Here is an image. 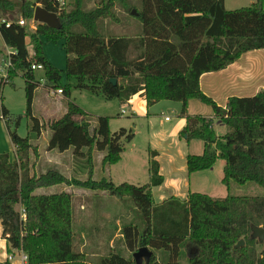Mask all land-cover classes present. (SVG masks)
I'll list each match as a JSON object with an SVG mask.
<instances>
[{
    "label": "trees",
    "instance_id": "trees-1",
    "mask_svg": "<svg viewBox=\"0 0 264 264\" xmlns=\"http://www.w3.org/2000/svg\"><path fill=\"white\" fill-rule=\"evenodd\" d=\"M134 1L98 0L95 7L86 9L85 0H73L69 7L61 6L59 0H0V33L11 48L8 79L22 72L30 89L29 104L33 88L39 85L31 65L34 61L42 63L46 85L62 89L67 104L66 113L50 121L49 127L61 132L62 146L67 147L73 138L69 128L77 123L89 146L86 179L67 177L56 168L37 174L33 166L39 158L38 147L30 141V135L20 136L11 130L10 123L17 126L21 116L13 119L7 107L0 104V121L4 120L15 147L14 159L10 153L0 152V223L7 251L25 252L27 264H136L133 253L146 246L153 254L143 264H182L184 258L186 264H264V243L251 236L252 225L264 227V195L214 197L190 191L184 199L173 195L156 202L152 186L161 184L163 177L154 159L150 183H115L109 176L94 178V147L103 144L107 149L103 167L115 164L134 131L121 127L106 134L100 129L91 133L87 112L71 100L73 85L62 81L65 72L68 79H75L76 88L101 92L120 103L140 92L148 104L160 100L181 102V115L187 121L181 135L187 141L204 142L201 154L187 156L188 172L209 169L222 158L226 161L222 182L228 187L247 182L264 187V91L254 98L232 96L223 107L206 95L199 83L202 73L222 69L243 53L264 48V0L235 9H227L224 0H139L140 7ZM117 4L140 21V33L103 32V20L121 21ZM37 5L57 13L60 28L37 23L34 31H28L26 25L18 23L19 16L33 19ZM43 38L64 40L65 70L45 57ZM28 42L33 45L34 55L28 50ZM112 78L117 82L113 83ZM6 82L0 81L2 85ZM191 98L210 104L214 116L189 114L187 104ZM215 118L229 128L223 135L215 131ZM56 184L130 197L140 220L121 226L126 252L114 250L92 262L86 253L75 250L72 193L37 191ZM18 204L23 211L16 209ZM242 238L245 245L237 246ZM256 245L261 249L257 250ZM162 250L167 253L158 255L157 251Z\"/></svg>",
    "mask_w": 264,
    "mask_h": 264
},
{
    "label": "rangeland",
    "instance_id": "rangeland-1",
    "mask_svg": "<svg viewBox=\"0 0 264 264\" xmlns=\"http://www.w3.org/2000/svg\"><path fill=\"white\" fill-rule=\"evenodd\" d=\"M65 2L66 5H68L67 7H69L73 0H65ZM134 2L138 7H140L139 0H135ZM97 3L98 0H85L84 7L86 9H90L95 7ZM115 9L121 21L114 22L111 19L103 20L102 28L103 32L106 35L127 33V29L131 24H128V20H131L132 17H130L124 11L120 4H117ZM18 18L20 19V16ZM133 19H135L136 22L139 23L142 29L140 21H138L136 18ZM133 24L134 22L129 27V29H132V31L135 29V25ZM32 25V21H29L27 23L26 28L28 31L35 30L37 24L35 25V27H33ZM43 39V49L45 57L55 67L61 70H65L67 54L62 44L63 41H61L63 39L59 40L58 42L48 41L46 38ZM28 49L30 51H33V45L29 42ZM7 52L8 48L5 46L4 40L0 33V73L2 71L5 72L4 67L6 65V61H8ZM34 74L36 81H38L39 86H41L40 90H52V87L46 85L44 69H37L34 71ZM8 78L9 77L5 78L7 79V82L4 85L0 83V104L2 103L7 107V109L10 111V117H12L13 119H15L18 115L21 116L20 122L17 126L14 122L10 123L11 130H16L17 134L20 136H27L29 134L32 141L38 145L37 147L40 152L38 165L36 166L38 170L37 172H42L50 167H54V165H51L49 164V162H47V160L50 158V155L49 157L46 156V158L40 157L42 151L50 153L56 149L64 153L65 150L69 149L70 156L66 153L58 159L59 164L61 165L59 167L64 172H68L72 169V177L86 179L89 170V167L87 165L88 162L86 161V151L88 150L89 146L85 142L80 126L75 123L71 128H69V132L71 136H73V138H71L70 145H68L67 147L62 146L64 136L59 134L61 132H55L49 127L50 121L58 119L62 115H59L58 113L55 116L46 119V117L49 116V112H47L49 108L46 106L47 104L45 105V101L46 103H48L49 101L44 98L41 92L39 94H35V90L37 89V87L33 88L34 91L31 96V101L29 102V104H27V93L30 89L29 87L27 89L25 79L22 76L21 71L18 72V74L12 80ZM1 79L2 78L0 77V81ZM62 81L65 84L70 82L73 85V88L71 90V100H73L87 112L86 119L90 121L89 130L91 133H93L95 130L99 131L100 129L102 134H106L108 130L111 132L116 131L123 126L132 128L134 126V122H138L139 127L136 129V135L128 146L130 150L128 149L124 160L127 162H129L128 159L133 160V163L130 164L129 168L126 169H121L120 166H115V168H113V171L111 172V177L115 183L127 180H129L128 182L131 181L134 183L137 182L136 180H143L145 182L148 178L146 172L141 173L139 171H143V169H145V165H150L151 159L149 162V158H153L152 151L148 149L147 139L149 134L146 132V119H137L130 114L122 115L120 113L122 104L118 99H107L101 92H92L88 89L76 88L74 86L76 82L75 79H68L65 72L63 73ZM53 90L57 89L54 88ZM62 96L64 99V94L58 95V97ZM34 100H38L39 104H37ZM42 100L44 102L41 104L40 101ZM52 100H54V98H52ZM162 101L165 102L167 100ZM163 102L161 104H158L159 106H154L152 108V111L150 110L153 115L151 121L152 123L156 124L157 127L156 137L152 139V142L153 145L160 150V152H162L163 148L168 145V143L165 142L166 139L160 137V134L162 132V125L161 122H159V115H161V110L164 111L165 116L167 115L172 119H175L181 114V103L179 101L168 100V102L166 103L170 104H165L168 106L164 107L161 106L163 105ZM28 106H30V110H28ZM134 128L135 127H133V129ZM227 130L228 126L223 123L222 127L217 128V133L222 134ZM7 134V126L4 120H2L0 121V151L8 152L12 157L13 154L10 144L11 141L9 142L10 138L8 140ZM33 135H35V138L33 137ZM202 143L203 141L200 139H192L190 146H183L184 150L183 148L177 150L173 149L172 152L175 157L174 161L177 163L179 169L183 170V168L181 167H185V161L183 159V152L185 151V149L189 147L190 153H200L202 149H200L197 145H200ZM94 149H97L99 152L102 150H107L106 148H104L103 144L95 146ZM181 149L182 152H180ZM165 152L170 153L169 151L163 150L162 162L164 163L168 162L169 160L168 156L165 155ZM223 161L225 160L222 158H218L215 162L213 170H207L198 174H194L192 176L191 185H188V187L191 188L190 190L206 192L215 197H225L230 194L260 196L264 195V187L255 182H250L251 184H249L248 186H243V184L236 183L233 187H228L225 183H223ZM124 163L125 162H121L120 165H123ZM102 174L105 173L103 171L101 172L99 168H94V178H100ZM174 175L177 177H183L180 171L178 173H175ZM188 187L185 186V184L179 182L176 184V186H171L168 183L162 184L161 186L154 185L152 187V190L156 201H162L164 198L171 195H176L184 198L189 190ZM67 190L71 192L73 196V225L75 230L74 248L77 251L82 250L84 253H87L88 259L92 258L94 260H97L100 257L109 254L107 245H109L112 233L116 229L114 228L116 223H120L118 228H121L122 224H124L125 222H129L131 220L136 222L138 221V218L140 220L139 211L136 209V206L134 205L130 197L119 198L107 194L104 195L100 190L95 191L76 185L67 186ZM107 214L110 218H112V216L114 215L113 221H110L108 220V218L106 219L104 217ZM119 233H121V229L119 230ZM242 239L244 240V238ZM85 241H87V244H85ZM96 241L99 243V245H96ZM123 241V238H120L119 241H116V239L114 240V243L117 244L116 247H119L117 248V250H121L120 247H123L125 245ZM245 243L246 242L244 240V245ZM261 247V245H256L257 250H260ZM162 253L167 252L162 250L157 254L162 255ZM7 255H10L8 251ZM15 255V259H20L19 251H15ZM181 263L186 264V258H184Z\"/></svg>",
    "mask_w": 264,
    "mask_h": 264
},
{
    "label": "crops",
    "instance_id": "crops-1",
    "mask_svg": "<svg viewBox=\"0 0 264 264\" xmlns=\"http://www.w3.org/2000/svg\"><path fill=\"white\" fill-rule=\"evenodd\" d=\"M254 1L255 0H224L225 7L227 9H235L237 7L239 8V7L245 6L247 4H250ZM29 21H32V20H29ZM133 22H134L133 25H135L134 26L135 29L132 31V29H129V27ZM128 24H130V25L127 29V33L115 34V35H134V34H138L141 32V27H140L139 23L136 22L135 19H133V18H131V20L129 19ZM61 41H63V43H64V40H61ZM5 46L8 48V52H7V55H8V53L11 51V48L6 43H5ZM29 52H30V54H33L34 49H33V51L29 50ZM199 83H200V87H201L202 91L206 95L211 97L218 105H221L223 107H225V105L228 102V99L232 96H237L240 98H254L258 93L264 91V48L247 51V52L243 53L240 57H238L235 61L231 62L230 64H228L227 66H225L222 69L214 70V71H206V72L202 73L200 75V78H199ZM40 88H41V86L38 85L37 89L35 90V94H39L41 92L43 94L44 98L49 101L48 103H46V101H45V105L47 104L46 106L49 108V110L47 111V112H49L48 113L49 116L46 117V119H49V117L51 118L58 113H59V115L63 116L67 111L66 98L63 99V96L58 97V95H60V93H57L56 90H53L54 88H52V90H46V89L40 90ZM52 98H54V100H52ZM34 101L37 104H39L38 100H34ZM43 102H44L43 100L40 101L41 104ZM162 102L163 101L160 100V101L155 102L153 104H148L145 95L143 94V92H140V93L134 95L133 97H131L127 102L121 103L122 107H121L120 113L122 115L123 114H130L131 116L136 117L137 119H141V120L146 119V132L149 134L148 139H147L148 149H150V151H152V152L153 151L155 152V155L153 156V158H149V162H150V159L151 160L154 159L155 161H157L158 166H159V173L163 177L162 183L158 184V186H161L162 184H167V183L170 184L171 186H176L177 183L181 182V183L185 184V186L188 187V185L189 184L191 185V183H192V176L194 174H198V173H201V172H204L207 170H213V167L215 164L211 168L206 169V170L196 171V172H192V173L188 172L187 156L189 154H201L204 150V142H203L202 144L197 145V146H199L200 149H202V151L200 153H190L189 147L187 149H185V151L183 152V157H184L183 159L185 161V167H181V168H183V170L179 169L177 163L174 161L175 157H174V154L172 151H173V149L177 150L180 148H183V150H184L183 146H190L191 140L187 141L181 135L182 130L185 128V126L187 124V121H186V118L181 114L179 116H177L175 119H172L171 117H169L167 115L165 116L163 110H161V115H159L160 116L159 122H161V125H162L161 126L162 132L160 134V137L165 138L166 139L165 142L168 143V145H166L163 148V150L169 151L170 153L165 152V155H167L169 158L168 162H166V163L162 162L163 150H162V152H160V150L157 149L153 145V142H152V139H154V137H156L157 127H156V124L152 123V121H151L153 118V115L151 112L152 108L154 106H159L158 104H161ZM166 102H168V100L163 102V105H161V106L164 107V106H168L170 104V103H166ZM165 104H168V105H165ZM181 108H182V103H181V107H180V113H181ZM123 109H125V111H126L125 113H122ZM128 110H129V112H128ZM187 110H188V113L191 115H203V116H207V117L214 116V111H213V108L211 107V105L207 104L203 101H200L196 98H191L188 100ZM222 124H223V121L221 119L215 118L214 128H215L216 133H217V128L222 127ZM123 127L127 128V129H133V127H135L133 129L134 137H135L136 129L139 127V125H138V122H134V126L132 128H128L127 126H123ZM228 130H229V128H228ZM226 132H224V133H226ZM224 133H222V134L217 133V134L223 135ZM33 137L35 138V135H33ZM7 138H8V140L10 138L9 142L11 141L10 144H11V149H12V154H13L11 159H14L15 158V154H14L15 147H14V144L11 140L9 132L7 134ZM30 139H31V136H30ZM30 141L34 145L38 146L36 143H34L32 141V139ZM130 142H126L125 150L122 152L121 160L115 164L106 165L105 167H103L102 161H103V157L107 153V150H102L99 152L97 149H94V151H93L94 168L95 167L99 168L101 170V172L103 171L105 173V174H102V176H109L111 179H112L111 172L113 171V168H115V166H120L121 169L129 168V165L133 163V160L128 159L129 162L124 161V160L126 157V153L128 152V149H129L128 146H129ZM39 152H40V150H39ZM180 152H182V149L180 150ZM66 153L69 154V156H70V150L69 149L65 150L64 153L55 149L54 151H52L50 153H46V152L42 151L40 154V157L46 158V156L49 157V155H50V158L48 160L46 159L47 162H49V164L54 165V167H50V168H56L59 171H61L63 174H65L67 177H72V175H71L72 169L69 170L68 172L67 171L64 172L59 167L61 165L59 164L58 159ZM31 159H32V162L35 161V158L33 155L31 157ZM121 162H125V163L123 165H120ZM223 162L224 163H222V168H223V172H224L226 161H223ZM150 164H151V162H150ZM37 165H38V160H36L35 165L33 166V172H35L37 174L46 172L48 169H50V168H48L45 171L37 172L38 171L36 168ZM55 165H56V167H55ZM143 165H144V163H143ZM179 171L183 175V177L182 176L177 177L174 175L175 173H178ZM139 172H141V173L146 172L149 179L147 178V180L145 182L143 180H136L137 181L136 183L131 182V181H130V183H134V184L150 183V178H151V176H150V165H148V166L145 165V169H143V171L140 170ZM185 172H186V174H185ZM96 179H99V178H96ZM82 180H84V179H82ZM128 181L129 180L121 181V182H128ZM121 182H118V183H121ZM235 184L236 183H231L230 187H233ZM249 184H251V183L247 182V183L243 184V186H248ZM188 189L189 190H188V192L184 198H186L188 193L190 191H192V190H190L191 188L188 187ZM62 190L68 191L66 184H56V185H53L50 187L39 188L37 191L38 192H44V193H51V192H60ZM152 192H153V190H152ZM171 196H173V195H171ZM174 196H176V195H174ZM168 197H170V196H168ZM168 197H166V198H168ZM177 197H179V196H177ZM154 198H155V196H154ZM166 198H164L163 200H165ZM179 198H181V197H179ZM184 198H181V199H184ZM155 201H156V199H155ZM162 201H156V202H162ZM16 209L23 211V207L20 204L16 205ZM104 217L106 219L108 218V220H110V221H113V219H114V215L112 216V218L108 217V214L105 215ZM119 224L116 223V225L114 226V228H116V229L112 233L109 245H107L108 253H110L114 250H117V248H119V247H116L117 244L114 243V240L116 239V241L117 240L119 241L120 238L121 239L123 238V235L121 233H119V230L121 229L120 227L118 228ZM2 231H3V227L0 223V262L4 261L7 257V251H6L7 241H6V239H4L2 237ZM85 244H87V241H85ZM96 245H99V243L97 241H96ZM120 249L125 251L126 246L124 245L123 247H120ZM81 252H83V251L81 250ZM157 253H159V251ZM86 255L88 257L87 253H86ZM89 259L94 261V259H92V258H89ZM12 264H21V259H14Z\"/></svg>",
    "mask_w": 264,
    "mask_h": 264
},
{
    "label": "water",
    "instance_id": "water-1",
    "mask_svg": "<svg viewBox=\"0 0 264 264\" xmlns=\"http://www.w3.org/2000/svg\"><path fill=\"white\" fill-rule=\"evenodd\" d=\"M133 13H136L133 10ZM10 19L13 20V16H10ZM33 19L38 23H45L50 27L60 28L61 23L57 13L47 10L42 5H37L35 7ZM111 81L116 83V78H112ZM252 238L258 239L261 243H264V227L258 225H252ZM244 245V240L240 239L237 243V246ZM153 251H151L148 247L142 246L139 247L134 253L133 258L136 264H143L144 261H150Z\"/></svg>",
    "mask_w": 264,
    "mask_h": 264
},
{
    "label": "built area",
    "instance_id": "built-area-1",
    "mask_svg": "<svg viewBox=\"0 0 264 264\" xmlns=\"http://www.w3.org/2000/svg\"><path fill=\"white\" fill-rule=\"evenodd\" d=\"M59 2H60V4H61V6H63L64 4H66V2H65V0H59ZM32 20V23H33V27H35V25H36V21L34 20V19H31ZM18 23L20 24V25H27V23H28V21L26 20V19H24V18H20V19H18ZM9 22L7 23V26H9ZM10 53V52H9ZM9 53H8V55H9ZM35 53H33L32 55H34ZM11 66V61H10V59L8 58V61L6 62V65H5V72H1L0 73V77L2 78L1 80H7V79H5V78H7L8 77V74H7V69L9 68ZM31 68L33 69V70H36V69H44V66H43V64L42 63H38V62H36V61H34L33 63H32V65H31ZM56 92L57 93H60V94H62L63 93V91H62V89H57L56 90ZM126 111H125V109H123L122 110V113H125ZM20 252V259H21V264H27L28 263V255L25 253V252H23V251H19ZM15 253H10V255H7V257H6V259L3 261V262H0V264H5V262L6 261H9L11 264H12V262H13V260L15 259Z\"/></svg>",
    "mask_w": 264,
    "mask_h": 264
}]
</instances>
